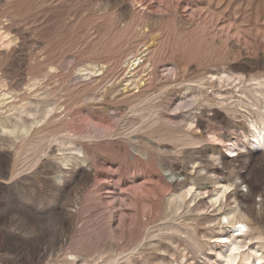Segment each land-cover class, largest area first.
Wrapping results in <instances>:
<instances>
[{
    "label": "rangeland",
    "instance_id": "rangeland-1",
    "mask_svg": "<svg viewBox=\"0 0 264 264\" xmlns=\"http://www.w3.org/2000/svg\"><path fill=\"white\" fill-rule=\"evenodd\" d=\"M262 118L264 0H0V264H224L219 184L264 264Z\"/></svg>",
    "mask_w": 264,
    "mask_h": 264
},
{
    "label": "bare ground",
    "instance_id": "bare-ground-1",
    "mask_svg": "<svg viewBox=\"0 0 264 264\" xmlns=\"http://www.w3.org/2000/svg\"><path fill=\"white\" fill-rule=\"evenodd\" d=\"M145 56L146 55H142V53H140L137 56L133 55L132 57L125 60L123 64L124 67L122 68H124L123 71H125V69H127V71L126 74H124L123 80L119 83L120 84L119 86L121 87L122 96L127 95L128 93L132 92L134 89L138 90L139 92V90H141L145 86V81H146L144 80L145 74L138 76L139 74L137 72L138 70H140V68H143V70H145L146 72L149 70L150 68L149 65L145 66V62H146ZM85 71H87L88 76H90V74L96 73V70L91 68L85 69ZM133 78L135 79L130 80ZM250 128L251 129L249 131V135L245 136V138L248 139L251 145L254 146L255 148L264 150V118H262L261 123L258 126L251 124ZM101 129L106 130L105 127H102ZM20 131H27V130L21 129ZM209 141H211L213 145H217L216 142L220 140L215 135H210ZM63 145L64 144H62V146ZM228 146L231 147L233 145L228 144ZM75 152L79 154L83 153V146H80V148L78 150H75ZM230 152L232 153L233 151L230 150ZM232 186L233 185L231 184L229 185L219 184L218 187L216 186V188L212 190L213 194L211 196L209 195L211 206L212 207L217 206V208L219 207V209H218V213L216 214L217 215L216 226H212V230L209 231L212 234L210 236H205V235L202 236L203 239H207L208 241L202 240L203 242H200L201 238L199 239V236L197 238V235L193 234L194 233L193 231H192L193 232L192 235H188V238L191 242H193L196 245L195 247H197L198 250L200 251L213 250L211 245L215 247H219L221 250L219 252L215 251V256L220 259H223L224 264H234L237 261L238 264H258L257 263L258 260L256 259V257L252 258L253 255H255L256 253L252 254L253 252H251V250L253 249L248 247L246 241H251L253 239H262L263 236L261 235V232H259V229L258 232L262 237L259 235L252 237L251 236L252 234H250L251 233L250 231L252 229L246 221L247 219L245 217V214L243 213V211L240 209V207L236 202H234V206L229 207L228 209L222 212H219L223 206V203H226L227 195L231 192ZM195 191L196 190L193 189V186H190L184 192L182 191L181 195L175 197V199L177 198L178 200L184 202L185 198L187 196L194 195ZM196 192L198 196L207 193V192H202L200 190ZM136 196L139 197L140 195H136ZM106 259L107 260L105 261L103 260L102 264L117 263V258L110 257ZM123 260L125 264L132 263L130 254L124 256Z\"/></svg>",
    "mask_w": 264,
    "mask_h": 264
}]
</instances>
